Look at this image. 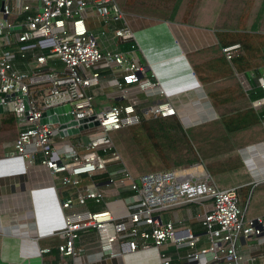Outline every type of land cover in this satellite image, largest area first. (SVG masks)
<instances>
[{"label":"crops","instance_id":"1","mask_svg":"<svg viewBox=\"0 0 264 264\" xmlns=\"http://www.w3.org/2000/svg\"><path fill=\"white\" fill-rule=\"evenodd\" d=\"M117 3V9L124 12L120 17L110 13L109 18L99 15L97 4L88 5L83 15L88 33L95 39L100 52L122 54L128 63L142 67L143 76L157 80L167 96L144 94L135 85H125L122 77L128 71L116 64L107 68L99 66L102 64L99 63L89 70L98 74L97 82L86 89V93L92 96L94 110L102 112L111 106L135 103L136 110L141 112L148 106L169 101L178 111L187 113V126L180 120L187 129L217 120L216 111L192 71L188 55L216 44L218 33L264 34V0H117ZM24 5H29L31 11H22ZM39 6L40 0H0V21L7 20L11 25L0 34V49L12 54L14 69L29 77L51 71L63 73L65 70L53 56L39 67L36 62L38 48L20 52V47L31 45V42L20 43L17 40L23 31L25 18ZM4 7L9 10V15H4ZM123 28L131 31L132 38L115 36V31ZM262 61V66L254 74H249V81L255 74L257 78H264V58ZM116 82L121 87L116 86ZM250 84L247 88L242 87L246 104L260 117L264 129V104L254 107L264 93L258 84L256 88ZM46 89L45 83L30 85L32 97L38 105ZM11 101L0 95V256L3 260L19 263L38 255L42 257V264L63 260L57 255H44L56 247L58 240L54 237H58L56 234L62 227L63 217L71 211L99 212L109 207L116 221L128 227L125 205L131 192L125 183L112 185L108 182L111 173L119 177V166L111 163L107 168L109 174L95 175H106L102 182H94V176H83L78 189L63 186V175H52L41 164L40 153H36L32 160L14 154V142L23 122L10 111L8 103ZM12 116L15 120L11 124L8 120ZM98 134L97 129H89L64 138L56 135L54 143L60 148L65 145L83 154L87 142ZM237 153L250 184L261 190L256 202L264 204V139L238 149ZM88 187H95L104 194V204L93 201H87L85 205L76 204L77 190L84 191ZM65 200L71 201L70 210L61 208ZM210 210L211 203L204 201L159 213L160 220L172 222L176 231L175 239H171L161 251L150 247L117 256L103 255L97 233L84 230L76 243L80 250L77 264H161L160 254L169 257L170 264H222L221 260L212 261L207 254L199 261H190L188 257L209 244L201 223L204 213ZM189 235L199 238L194 248L186 244L176 246L174 240L179 241ZM113 250L119 253L120 244L115 243ZM235 251L241 257L235 264H264V245L258 239L239 236Z\"/></svg>","mask_w":264,"mask_h":264},{"label":"built area","instance_id":"2","mask_svg":"<svg viewBox=\"0 0 264 264\" xmlns=\"http://www.w3.org/2000/svg\"><path fill=\"white\" fill-rule=\"evenodd\" d=\"M90 3L97 4L98 13L103 18H109L110 13L116 17L122 15L113 0H40L39 9L26 16L23 31L18 36L20 43L31 42L30 46L20 47V52L38 48L36 62L39 67L46 63L48 57L53 56L63 64V73L51 71L29 77L14 69L12 54L0 49V95L13 98L8 103L10 111L23 122L14 142V154L32 160L36 153H40L41 164L52 175L62 174L63 186L76 189L81 185L83 176L109 174L108 166L115 163L119 166V177L111 173L108 182L112 185L125 183L131 192L125 205L128 227L125 223L117 222L108 209L82 213L71 211L64 216L62 227L56 234L62 241L58 252L63 260L57 264H77L80 250L76 243L80 233L87 229L97 233L103 255L117 256L126 251L136 252L150 247L161 251L171 239H175L176 231L172 222H162L158 214L174 207L204 201L211 203V210L204 213L201 223L209 244L205 249L190 254L189 260L199 261L207 254L212 261L235 264L241 260L235 251V242L239 236L258 239L264 245V219L245 217L238 206L234 188L218 189L200 165L134 178L120 160L109 136L110 132L137 124L140 116L145 119L176 116L187 126V113L178 111L169 101L148 106L141 112L136 110L135 103L111 106L102 112L94 110L92 96L86 93V89L96 84L98 74L90 73L89 70L99 63H102L99 66L107 68L116 64L128 71L122 77V83L135 85L144 94L156 93L160 97L167 95L157 80L143 76V68L128 63L122 54L100 52L84 24L83 15ZM22 11L29 12L31 7L24 5ZM3 13L9 15V10L4 7ZM10 26L7 20L0 21V34ZM115 36L121 39L132 38V33L123 28L116 30ZM221 51L225 60L230 62L240 51V45L224 47ZM35 83L47 84L39 105L30 91V85ZM115 84L121 87L120 83ZM257 84L264 93V78L258 77ZM24 97L28 99L27 110L23 104ZM262 104L264 97L256 101L254 107ZM64 105H70V114L75 121L94 117L99 123V134L87 142L83 154L65 145L60 148L54 143V137L58 135L57 128L39 123L43 111ZM87 201L104 203V194L95 187L77 190L76 204L85 205ZM61 208L70 210L71 201H63ZM174 241L177 242L176 246L186 244L194 248L199 238L189 235ZM115 243L120 244L119 253L113 250ZM160 263L170 264V258L160 254Z\"/></svg>","mask_w":264,"mask_h":264},{"label":"trees","instance_id":"3","mask_svg":"<svg viewBox=\"0 0 264 264\" xmlns=\"http://www.w3.org/2000/svg\"><path fill=\"white\" fill-rule=\"evenodd\" d=\"M113 1L118 4L117 0ZM234 44L240 45V51L227 62L221 49ZM263 58L264 34L259 33H218L216 44L189 54L192 71L218 118L187 129L176 116L152 119L140 116L137 124L110 132L120 160L130 175L138 178L154 173L147 167L152 157L164 171L201 165L218 189H235L238 206L245 211L247 219L262 217L264 204L256 202L261 190L250 184L237 150L264 139L260 117L248 108L242 91L249 82L257 87V74L250 81L248 76L262 66ZM14 117H10L9 123L14 122ZM130 142L136 147L131 155L138 161L123 150ZM140 143L144 144L143 150L137 148ZM147 151L151 157L147 156ZM92 179L102 182L106 175ZM107 209L113 214L111 208ZM54 238L58 240L56 247L44 257L59 256L58 246L62 241Z\"/></svg>","mask_w":264,"mask_h":264},{"label":"water","instance_id":"4","mask_svg":"<svg viewBox=\"0 0 264 264\" xmlns=\"http://www.w3.org/2000/svg\"><path fill=\"white\" fill-rule=\"evenodd\" d=\"M17 95H20V93H17ZM9 100H13V98L11 97ZM27 100V97L23 98V104L26 110L28 108ZM70 110V105H64L45 110L42 112L39 123L41 125L55 126L57 128L58 135L61 138L77 135L89 129L98 128L99 123L94 117L75 121L73 116L70 114ZM0 264H42V257L40 255L33 256L23 259L19 263H15L7 262L0 256Z\"/></svg>","mask_w":264,"mask_h":264},{"label":"rangeland","instance_id":"5","mask_svg":"<svg viewBox=\"0 0 264 264\" xmlns=\"http://www.w3.org/2000/svg\"><path fill=\"white\" fill-rule=\"evenodd\" d=\"M143 143V142H142ZM142 143H140V144H138L137 146V148H139V149H141V150H143V148H144V144H142ZM134 148H136V147H134L133 146V144H132V142H130L129 144H127L126 145V147L125 148H123V150H124V152L126 153V154H128V155H130L131 156V158H133V160L134 161H136L137 159V157L136 158H134L132 155H131V153H133L134 152ZM147 156L148 157H151V154L149 153V151H147ZM138 155H141V154H138ZM145 160V159H144ZM138 161V160H137ZM146 161V160H145ZM149 164H150V166L148 165L147 167L148 168H150V169H152L153 171L152 172H154L155 173V171L156 172H160V170L161 171H164V170H162L161 168H160V165H159V163H157V161L155 160V159H153V157H152V159H151V162H149ZM152 166V167H151ZM201 166V165H200ZM193 167V166H192ZM153 168H156V170H154ZM187 168V167H186ZM188 168H190V167H188ZM201 168L203 169V167L201 166ZM203 171H205L204 169H203Z\"/></svg>","mask_w":264,"mask_h":264}]
</instances>
